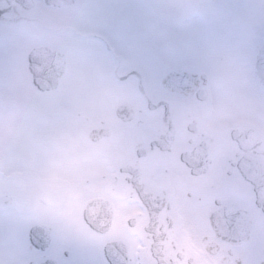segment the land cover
<instances>
[{
	"label": "flooded vegetation",
	"instance_id": "flooded-vegetation-1",
	"mask_svg": "<svg viewBox=\"0 0 264 264\" xmlns=\"http://www.w3.org/2000/svg\"><path fill=\"white\" fill-rule=\"evenodd\" d=\"M157 5L0 0V264H264V16L162 54Z\"/></svg>",
	"mask_w": 264,
	"mask_h": 264
},
{
	"label": "rangeland",
	"instance_id": "rangeland-1",
	"mask_svg": "<svg viewBox=\"0 0 264 264\" xmlns=\"http://www.w3.org/2000/svg\"><path fill=\"white\" fill-rule=\"evenodd\" d=\"M197 4L201 5L202 11L196 7ZM197 4L195 1L189 0L187 9L185 4L182 6L180 0H169V2L158 0V5L156 7L157 17L153 20L152 26L157 29L158 43L168 45V47L162 46L163 49H160L159 53H166V49L170 47L172 49H177V47L180 48V44L187 43V41L190 43L188 49L192 51V39L201 33L209 31L215 32L218 29V27L215 26L218 25H216L214 19L216 16H222V12H227L230 18H228L229 22L225 21L223 18L219 19V25L222 28L236 27L231 17L240 18L237 19V24L246 26V15L248 13L250 15L254 12L257 13L258 15H253L254 18H262L264 16V0H222L219 4L213 1L199 2ZM128 10L133 11L135 9L129 8ZM183 11L187 12L188 19L184 21L182 26L181 18L185 17L183 16L185 15ZM199 11L200 14L198 16L197 12ZM208 28L210 30H208ZM178 56L181 57V53ZM20 98L22 97L20 96ZM20 103L21 102H16L14 106H19ZM25 126L26 124L22 116V111L17 110L15 107L11 109L8 106L0 110V137L3 140L5 138V130L9 128L10 137L7 139H11L16 145L21 144ZM4 236V232H1L0 227V238ZM3 241H6V237L0 239V250L4 248ZM1 252L2 251H0V253Z\"/></svg>",
	"mask_w": 264,
	"mask_h": 264
},
{
	"label": "water",
	"instance_id": "water-1",
	"mask_svg": "<svg viewBox=\"0 0 264 264\" xmlns=\"http://www.w3.org/2000/svg\"><path fill=\"white\" fill-rule=\"evenodd\" d=\"M48 4H54V5H66L73 2V0H45ZM258 151H254L255 160H260L262 158L264 160V153H260V149L257 148ZM257 155V156H256ZM258 173H253L250 176H248L249 181L254 185V192L257 197V203L258 205L262 206V209L264 211V169L259 171Z\"/></svg>",
	"mask_w": 264,
	"mask_h": 264
},
{
	"label": "bare ground",
	"instance_id": "bare-ground-1",
	"mask_svg": "<svg viewBox=\"0 0 264 264\" xmlns=\"http://www.w3.org/2000/svg\"><path fill=\"white\" fill-rule=\"evenodd\" d=\"M263 84H264V82H263Z\"/></svg>",
	"mask_w": 264,
	"mask_h": 264
}]
</instances>
